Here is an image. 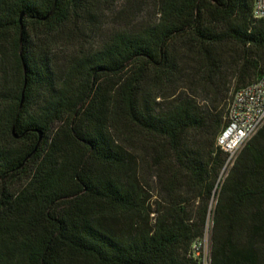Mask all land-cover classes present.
<instances>
[{
    "label": "trees",
    "instance_id": "obj_1",
    "mask_svg": "<svg viewBox=\"0 0 264 264\" xmlns=\"http://www.w3.org/2000/svg\"><path fill=\"white\" fill-rule=\"evenodd\" d=\"M101 1L0 0V264H202L209 216L210 264H264V125L216 187L254 0H156L95 46Z\"/></svg>",
    "mask_w": 264,
    "mask_h": 264
},
{
    "label": "built area",
    "instance_id": "obj_2",
    "mask_svg": "<svg viewBox=\"0 0 264 264\" xmlns=\"http://www.w3.org/2000/svg\"><path fill=\"white\" fill-rule=\"evenodd\" d=\"M253 17L264 20V0H254ZM264 125V74L238 89L228 106L227 123L217 138V145L227 152L216 187L227 176L242 146Z\"/></svg>",
    "mask_w": 264,
    "mask_h": 264
},
{
    "label": "rangeland",
    "instance_id": "obj_3",
    "mask_svg": "<svg viewBox=\"0 0 264 264\" xmlns=\"http://www.w3.org/2000/svg\"><path fill=\"white\" fill-rule=\"evenodd\" d=\"M97 17L99 29L93 36V45L99 46L103 38L105 39L109 33L120 29H132L149 20H152L156 12V0H107L101 1V10ZM65 51V50H64ZM60 52H63L60 50ZM69 52V50H67ZM66 52L61 53V56ZM152 184L158 192L157 179L152 175ZM215 204V198L210 203L212 209ZM211 216H209L206 225L205 235L203 239V247L201 253L202 264H210L211 250ZM200 256V255H199Z\"/></svg>",
    "mask_w": 264,
    "mask_h": 264
}]
</instances>
